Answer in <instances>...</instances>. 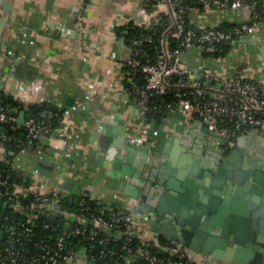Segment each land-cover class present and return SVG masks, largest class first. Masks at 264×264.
<instances>
[{
	"label": "crops",
	"instance_id": "0c3cea01",
	"mask_svg": "<svg viewBox=\"0 0 264 264\" xmlns=\"http://www.w3.org/2000/svg\"><path fill=\"white\" fill-rule=\"evenodd\" d=\"M261 3L264 12V0ZM142 5L143 0H0V90L23 104L47 103L61 112L59 126L41 135V147L11 152L12 168L22 178L15 189L32 186L71 199L85 194L105 208L119 207L132 214L133 232L142 241L158 236L170 240L166 221L150 210L137 211L141 195L150 191V172L162 169L179 187L183 183L175 177L181 181L189 174L196 181L204 178L207 185L188 187L184 196L188 199L195 192L201 200L210 193L205 205L213 206L215 222L222 221L230 214L233 196H240L231 191L223 202L220 195L230 190L226 181L240 177V170L264 172V129H243L229 149L219 152L222 137L214 124L187 118L178 107L158 123L145 121L124 87L123 61L130 46L117 32L129 20L148 23L158 12L144 19ZM249 16L245 8L191 6L186 11L193 27L233 23ZM202 49L198 45L185 48L182 61L214 74L239 73L244 80L264 83V15L224 55L205 56ZM145 147L152 164L141 159ZM210 168H220L219 173L229 177L212 188ZM148 199L152 200L151 195ZM161 202L167 208L166 200ZM260 220L264 236V218ZM200 234L188 241V258L194 264H250L249 258L239 259V250L226 240ZM63 264L93 263L79 246Z\"/></svg>",
	"mask_w": 264,
	"mask_h": 264
},
{
	"label": "built area",
	"instance_id": "2783aa9c",
	"mask_svg": "<svg viewBox=\"0 0 264 264\" xmlns=\"http://www.w3.org/2000/svg\"><path fill=\"white\" fill-rule=\"evenodd\" d=\"M156 1L162 5L163 11L167 14V22L159 38L160 48L157 54H150L144 46V41L149 42V36L136 37L131 41L130 52L123 61L129 73L127 85L124 84L125 90L135 98L143 117L147 111L146 102L150 92L169 93L171 98H162L165 106L171 110L178 107L187 118L212 122L215 130L222 137L224 145L232 144L237 134L245 128L264 129V83L244 80L239 73L232 76L214 74L189 66L182 61L183 51L191 45L212 46L221 41L234 42L239 37L251 33L261 20L255 17L258 0H199L203 7L219 10L245 8L249 11V19L233 22L227 28L218 24L204 27L186 26L185 13L188 5L183 4L182 0ZM168 3L173 13L174 23L166 33L163 43L162 34L172 23ZM140 13L144 19H150V12L144 5ZM171 32L176 35L177 43L169 47L168 39ZM17 112L16 107L7 109L0 105V122L11 121L14 125L19 124ZM216 119L221 123L219 127L215 124ZM22 123L27 128V136L39 135L37 133L48 130L43 124V119L36 120L29 116L24 117ZM0 138H5V134L0 135ZM9 177L8 173L0 172V184H7ZM15 192L31 195L33 209L49 204L52 205V209L59 206V201L55 200L54 194L51 195L52 192L43 193L32 186H21L15 189ZM2 195L3 192L0 190V197ZM78 195L81 197L79 203L82 204L85 201V194ZM13 204L17 209L22 210L17 199ZM104 209H107L105 213ZM99 211L97 215L89 216L82 224L71 226L67 222L61 234L54 237L52 246L49 243H43L44 252L33 256L30 261L43 260V264H63L76 253L77 247L82 246L87 258L88 253L93 251L88 258L93 264H97V257H102L107 252L113 256V264H132L139 257L150 264H194L189 260L188 250L181 242L166 240L158 245L164 251H155L153 247L157 243V237L143 241L135 249L130 245L123 246L124 253L108 248L110 241L124 233L128 241L131 239V235L134 234L132 228L134 220L129 212L119 207L105 208L102 204ZM75 216L74 213L73 217ZM33 217V213L29 214L27 222H32ZM24 229L29 230V227L26 225ZM68 232L81 235L87 241V245L77 244L73 250L67 248L65 235ZM12 245L11 242L5 247L6 257L2 254L1 259L12 257L10 255L13 253L10 250ZM45 251L49 252L47 256Z\"/></svg>",
	"mask_w": 264,
	"mask_h": 264
},
{
	"label": "trees",
	"instance_id": "16d2710c",
	"mask_svg": "<svg viewBox=\"0 0 264 264\" xmlns=\"http://www.w3.org/2000/svg\"><path fill=\"white\" fill-rule=\"evenodd\" d=\"M183 4L191 6H197L203 8V5L199 0H182ZM143 5L151 13L157 10L156 0H143ZM255 17L260 19L263 17L261 0H258V4L255 10ZM156 19V21H155ZM186 26H191L188 23L185 13ZM167 22V14L163 10H158L148 23H137L129 20L126 24L117 27V32L120 33L128 45H131V41L136 37L149 36V42L144 41V46L147 48V52L150 54H157L160 46V35L163 31L165 23ZM233 23L222 22L219 23L223 28L231 26ZM193 27V26H192ZM169 47L176 45V35L171 32L168 39ZM231 43L229 41H221L209 46L208 44L200 45L203 49L202 52L205 56L219 57L224 55L230 48ZM128 72L126 68V75L124 84L127 85ZM162 98H171L169 93L157 94L150 92L147 99V111L145 112V121L160 122L162 118L171 110L164 105ZM0 105L4 108L10 109L16 107L19 111H24V117H34L36 120L43 119V124L48 128L46 132L37 133L39 135L27 136V128L24 123L13 124L11 121L0 122V135L5 134V138H0V153L3 155L0 158V172L8 173L10 175L9 181L5 185L0 184V190L3 195L0 197L3 205L0 206V228L4 231L0 235V264H43V260L38 262H31L30 259L36 256L40 252H44L42 248L43 243H49L52 246L54 237L61 234L63 228H66L67 222L70 225L82 224L89 216L97 215L102 206L97 200L90 199L85 196V201L80 204L81 197L79 195L60 196L59 194L51 193L55 195V200L59 201V206L55 208H48L42 206L41 208L33 209L31 201L33 197L29 194H20L15 192V186L18 183H22L21 176L17 175V172L12 168L11 152H19L24 149L35 150L41 147V135H49L59 126L61 112L55 107L48 105L47 103H26L23 104L12 96L4 93L0 90ZM16 114V115H17ZM217 127L221 125L218 119L214 120ZM20 202L22 210L15 207L13 202L15 200ZM104 213L107 209L103 210ZM33 213L34 217L32 222H27V216ZM76 214L73 217V214ZM29 227V230H25V226ZM126 233L122 234L119 238L112 240L108 243V248L114 249L118 252L124 253L123 246L130 245L132 248H136L141 245L143 241L135 234L131 235V239L127 240ZM167 239L158 236L157 243L153 247L155 251H164L159 248V244H163ZM12 242L10 250L13 251L12 257L9 256L6 259H1L2 254L5 255V247L9 246ZM65 243L67 248L73 250L77 244L87 245V241L79 234H72L68 232L65 235ZM153 245V243H151ZM93 251L88 253L91 257ZM46 256L49 254L45 251ZM113 256L106 253L102 257H97V264H113ZM188 260V259H186ZM184 260L185 262H187ZM131 264V263H130ZM132 264H150L144 258L139 257Z\"/></svg>",
	"mask_w": 264,
	"mask_h": 264
},
{
	"label": "water",
	"instance_id": "95a60500",
	"mask_svg": "<svg viewBox=\"0 0 264 264\" xmlns=\"http://www.w3.org/2000/svg\"><path fill=\"white\" fill-rule=\"evenodd\" d=\"M169 6V3H168ZM169 13L171 15L172 23L164 30L162 34V42L166 33L172 28L174 23V17L169 6ZM24 119V112L21 111L18 116V123L22 124ZM104 140H109L110 137L104 136ZM118 143V140H115ZM219 147V152L229 149L230 145H224ZM221 148V149H220ZM129 150V149H128ZM131 151V150H130ZM132 152V151H131ZM141 159L148 163H153V158L148 156L147 148L143 149V155ZM223 156L219 160H222ZM190 168V167H189ZM250 170H240V177H234L235 179L228 183L226 177H229L227 173L220 174V168L213 170L210 168L212 181H210L211 187H218L220 181H226V187H229V191L220 195L223 197V202H226L228 195L231 193L239 197H234L231 201L232 207H229L230 214L222 221L215 222L211 217L213 206L208 203L207 200L211 197L208 193L205 198L197 200L195 198V192H191L188 199L184 194L187 192L188 187H201L207 185V181L202 178L201 181L195 179V175L189 174V178L181 181L178 177L177 180L183 183L182 187L175 186L172 183V177L166 176L162 169L150 172L149 177L152 181L150 185V191L148 194L141 195V202L137 206V211H143V209L155 212L159 220H164L170 225L171 235H166L168 239L181 242L184 247L190 251L191 247L188 245L190 237L194 234L204 235L208 239L220 238L226 240L231 246L239 250V259L248 260L250 264H264V236L263 225L261 223L264 218V172L257 173ZM220 175L221 178L218 176ZM172 178V179H171ZM142 182V180H141ZM178 183V182H177ZM213 188V187H212ZM208 191L207 188H201ZM151 195L152 200L148 199ZM209 197V198H208ZM147 199V200H146ZM165 199L167 202V208H162L161 200ZM230 200V198L228 199ZM3 203L0 200V206ZM166 209V210H165ZM168 212L167 214L165 212ZM132 215V214H131ZM133 217V215H132ZM202 220V222H200ZM210 223V225L208 224ZM220 225L223 228L217 230L216 225ZM3 229L0 228V234L3 233ZM236 249V250H237ZM242 253V254H241ZM245 253V255H243Z\"/></svg>",
	"mask_w": 264,
	"mask_h": 264
},
{
	"label": "rangeland",
	"instance_id": "374dc122",
	"mask_svg": "<svg viewBox=\"0 0 264 264\" xmlns=\"http://www.w3.org/2000/svg\"><path fill=\"white\" fill-rule=\"evenodd\" d=\"M159 9L163 10V7H162L161 4L158 3V5H157V10H159ZM151 13L153 14V13H155V11H152Z\"/></svg>",
	"mask_w": 264,
	"mask_h": 264
}]
</instances>
